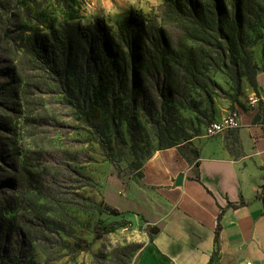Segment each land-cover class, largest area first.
<instances>
[{"label":"rangeland","instance_id":"374dc122","mask_svg":"<svg viewBox=\"0 0 264 264\" xmlns=\"http://www.w3.org/2000/svg\"><path fill=\"white\" fill-rule=\"evenodd\" d=\"M110 2L129 10L106 20L101 14ZM161 2L0 0V264H133L141 230L105 208L125 202L124 188L144 162L169 145L189 149L223 136L231 138L227 147L236 156V129L215 138L205 129L259 104L256 86L245 77L235 83L209 71L215 85L203 80L180 101L141 102L134 112L104 102L84 121L64 95L66 82L23 50L33 31L49 34L51 22L58 27L69 15L82 25L102 20L115 29L129 13L147 14ZM249 50L256 73L264 72V23L252 33ZM70 88L81 106L78 90ZM98 220L125 225L97 237Z\"/></svg>","mask_w":264,"mask_h":264},{"label":"trees","instance_id":"16d2710c","mask_svg":"<svg viewBox=\"0 0 264 264\" xmlns=\"http://www.w3.org/2000/svg\"><path fill=\"white\" fill-rule=\"evenodd\" d=\"M260 23L264 0H162L147 14L129 13L115 29L102 20L82 25L78 16L69 15L58 27L51 22L49 34L33 31L23 50L66 82L67 101L88 121L104 102L126 104L134 112L141 102L180 101L190 88H201L203 80L215 85L209 71L224 72L235 83L245 77L257 86L249 47ZM191 152L198 154L197 149ZM256 197L264 206V185ZM105 210L121 217L113 207ZM124 225L125 220H98L95 233L102 237Z\"/></svg>","mask_w":264,"mask_h":264},{"label":"crops","instance_id":"0c3cea01","mask_svg":"<svg viewBox=\"0 0 264 264\" xmlns=\"http://www.w3.org/2000/svg\"><path fill=\"white\" fill-rule=\"evenodd\" d=\"M125 4L110 2L101 15L124 14ZM257 82L259 104L238 114L235 157L225 136L160 149L125 186V202L109 204L141 230L133 264H264V206L256 197L264 185L263 72Z\"/></svg>","mask_w":264,"mask_h":264},{"label":"built area","instance_id":"2783aa9c","mask_svg":"<svg viewBox=\"0 0 264 264\" xmlns=\"http://www.w3.org/2000/svg\"><path fill=\"white\" fill-rule=\"evenodd\" d=\"M260 101L259 97L256 99ZM240 127L239 116L236 113H230L220 120L210 122L205 129L207 138H214L225 131L235 130Z\"/></svg>","mask_w":264,"mask_h":264},{"label":"water","instance_id":"95a60500","mask_svg":"<svg viewBox=\"0 0 264 264\" xmlns=\"http://www.w3.org/2000/svg\"><path fill=\"white\" fill-rule=\"evenodd\" d=\"M182 178H183V175L182 174L178 175L177 180H176V185L177 186L181 184Z\"/></svg>","mask_w":264,"mask_h":264}]
</instances>
